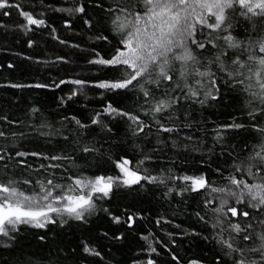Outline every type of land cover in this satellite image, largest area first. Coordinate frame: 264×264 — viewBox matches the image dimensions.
<instances>
[{"label":"snow or ice","instance_id":"1","mask_svg":"<svg viewBox=\"0 0 264 264\" xmlns=\"http://www.w3.org/2000/svg\"><path fill=\"white\" fill-rule=\"evenodd\" d=\"M45 9L79 18L91 30L99 48L86 60L99 75L0 88H67L61 108L88 98L90 89V98L107 103L56 119L32 105L26 119L0 112V251L18 246L26 232L47 248L48 233L55 232L61 239L49 249L55 260L29 257L19 264H108L105 242L123 241L121 228L135 233L144 219L119 201L150 195L196 204L202 227L184 235L210 241L213 255L186 264H264V0H76L69 7L41 0L39 11L35 0H0V16L15 10L14 30L29 37V48L38 30L50 28ZM55 32L50 29L54 40ZM229 101H236L229 122L203 115ZM32 140L48 147L28 148ZM189 152L201 155L200 167L178 163ZM99 220L109 227L93 231L89 226ZM161 220L172 223L161 217L157 227ZM68 232L76 238L65 241ZM140 240L132 264H183L174 242L151 231ZM154 245L170 259H158Z\"/></svg>","mask_w":264,"mask_h":264},{"label":"trees","instance_id":"2","mask_svg":"<svg viewBox=\"0 0 264 264\" xmlns=\"http://www.w3.org/2000/svg\"><path fill=\"white\" fill-rule=\"evenodd\" d=\"M51 2L55 7H69L75 4L76 0H45ZM83 2V0H80ZM36 11L41 8V0H35ZM50 17V28L32 36L34 44L32 48L28 47V36H24L15 29V25L19 23V17L13 10L12 17L0 16V23H6V29H0V84L23 83V82H51L52 79L59 78H83L86 81H94L99 75L95 68L87 64L86 57L90 56L91 49L99 48L98 42L93 43V36L90 29L84 26L82 20L76 17H70L67 13H53L50 9H45ZM91 15V13H89ZM69 22L72 27L65 28L64 22ZM95 22V21H94ZM55 28L54 35L58 39H52L50 29ZM59 40H65V44L59 43ZM78 44V48L72 47ZM29 56L30 60L23 57ZM69 61L63 63L60 59ZM40 61V63H37ZM53 62L45 64L44 62ZM8 63L15 65L13 69L7 67ZM88 98L80 96L78 103L69 101L63 108L59 107V98L63 95L66 98L67 88L63 91L57 89L55 93L46 90H15L10 88H0V112L9 114L14 117L26 119L25 111L30 105L41 108L45 113L49 114L53 119L59 118L63 113L68 115H80L81 113H89L93 109L102 106L99 97L90 98L92 92L86 89ZM130 103V102H129ZM81 104H87V109H82ZM236 101H229L215 108L208 109L203 115L211 121L217 123L229 122L230 114L234 112ZM199 119V117H198ZM195 135H200L195 132ZM240 138L237 137V142ZM28 148L43 150L47 145L41 140H32L27 144ZM185 157L187 162L185 164ZM207 160V157H204ZM178 163L192 170L200 167L201 155L195 152L183 153L177 157ZM39 164V161H33ZM211 171V170H209ZM188 204H184L180 197H176L172 203L159 200L156 197L145 195L133 201L131 198H123L119 202L121 205L133 204L139 215L143 216V220L137 221V231L133 233L127 230L126 226L121 228V232L126 237L121 242L106 241L104 252L107 253L106 261L108 264H132V260L141 252L140 245L144 242L140 240V236H147L151 231L157 240L165 243L174 242L175 252L182 259L183 264L191 258L202 257L205 261H210L213 255L212 244L200 237L192 235H184V231L191 233L201 229L202 225L197 222L194 215L196 204L190 198ZM171 220V224L163 223L161 220L160 227L156 226L157 219ZM179 224L181 227L176 228ZM93 231H103L109 225L104 220L89 226ZM116 227V226H112ZM57 231H59L57 229ZM171 233L172 235H169ZM76 237L68 232L63 237L65 241L74 240ZM152 239V237H149ZM61 243V239L56 237L55 232L48 233V247L41 249L40 242L37 237L26 232L22 235L20 244L12 250L4 252L0 251V264H19L21 260L31 257L33 260L43 257L45 261L55 260V251L49 255V249L55 250L57 245ZM158 251L162 253L158 259H170L167 253H164L158 245Z\"/></svg>","mask_w":264,"mask_h":264}]
</instances>
